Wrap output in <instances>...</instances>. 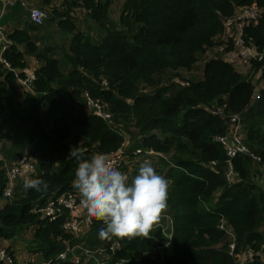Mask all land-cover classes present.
<instances>
[{
  "label": "trees",
  "instance_id": "obj_1",
  "mask_svg": "<svg viewBox=\"0 0 264 264\" xmlns=\"http://www.w3.org/2000/svg\"><path fill=\"white\" fill-rule=\"evenodd\" d=\"M114 1L64 0L46 24L8 33L13 44L4 56L12 67H26L27 55L38 65L34 92L23 93L14 72L0 64L8 87L0 98V243L25 240L39 257L56 256L74 239L63 228L65 215L51 221L35 210L74 188L71 150L90 159L126 142L130 151L158 153L136 156L143 157L139 166L151 159L171 182L166 208L173 232L160 220L149 238L121 240L122 249L103 264H264V71L256 76L264 60H250L256 72L245 76L238 65L209 56L224 21L252 4L261 14L244 32L264 53V0H121L118 21L111 17ZM78 8L85 18L74 15ZM234 115L248 152L231 158L219 138ZM27 150L37 160L31 178L48 188L26 190L19 177L6 197L5 165ZM101 224L95 220L90 234L73 242L99 246Z\"/></svg>",
  "mask_w": 264,
  "mask_h": 264
},
{
  "label": "built area",
  "instance_id": "obj_2",
  "mask_svg": "<svg viewBox=\"0 0 264 264\" xmlns=\"http://www.w3.org/2000/svg\"><path fill=\"white\" fill-rule=\"evenodd\" d=\"M0 1L3 2L4 6L13 5L17 1L20 2L25 9H28L30 22L34 26L44 25L49 16L43 8L30 5L29 0ZM260 14L261 9L255 4L236 9L235 13L224 21V31L214 53L233 65L244 62L247 66H250V60L261 63L264 60V53L256 50L248 39H246L244 32V27L246 25L255 24ZM226 28L230 29L232 32L229 39H227L225 35ZM12 44L13 42L8 38V33L0 26V64L4 69L14 72L19 91L23 93L34 92V82L36 79L35 68L26 66L19 71L18 69H14L4 56L6 50ZM257 52L258 56L255 55ZM263 71L264 64L260 71L257 72L259 77H262ZM258 93L259 90L256 89L255 95H258ZM91 106L98 107L97 114L101 115L103 113L95 102ZM238 120L239 117L234 115L231 118L232 123L229 126L227 135L219 138V140L226 145L228 155L231 158L238 153L248 152L247 147L242 143L241 128L238 124ZM142 154L152 157L158 155V153H155V151L151 149L143 150L138 148L130 151L126 142H123L115 152L102 153L107 160L113 163V166L117 170L129 177V182L138 175L133 172L135 169H138V164H140L142 160H139L136 155ZM36 164L37 160L29 153V150H27L18 161L5 165L9 176V185L5 190L6 197L12 196L13 187L17 178H31L35 174ZM228 167L229 172L227 173V177L230 180L234 178V173L231 169V164H229ZM262 176L264 178V169ZM80 200L81 197L79 192L73 188L72 190L64 191L56 196H51L42 207H38V209L35 210L37 213H40L44 219L51 221L60 218L63 214L65 215L63 228L65 233L69 234L74 239L65 240V247L59 251L56 256L44 259L34 252L33 254L29 252V258L24 257L23 253L17 250V247L13 245L11 241L6 240L0 243V264H90L92 261H95L97 264H103L106 261H110V254H114L116 251L122 249L120 239L115 237L111 240L99 239L101 244L96 247L93 246V243H90L89 246H85L86 240L80 243L73 242L74 240L88 236L93 230L95 223L94 218L90 219L87 210L81 206ZM64 210H66V212H64ZM101 225L105 227L103 222ZM163 229L167 231L165 228ZM167 233L169 234V231ZM169 236H171V233ZM235 248V243L232 242L230 244L231 254H234ZM249 255L250 253L247 252V256ZM115 264H129V261L127 259H118Z\"/></svg>",
  "mask_w": 264,
  "mask_h": 264
},
{
  "label": "clouds",
  "instance_id": "obj_3",
  "mask_svg": "<svg viewBox=\"0 0 264 264\" xmlns=\"http://www.w3.org/2000/svg\"><path fill=\"white\" fill-rule=\"evenodd\" d=\"M76 161L72 186L79 192L81 206L89 218L103 222L99 238L132 240L149 238L167 207L168 182L157 174L150 161L139 167L138 175L129 177L117 170L102 154L84 159L78 148L70 156ZM24 188L44 192L48 183L25 177Z\"/></svg>",
  "mask_w": 264,
  "mask_h": 264
},
{
  "label": "crops",
  "instance_id": "obj_4",
  "mask_svg": "<svg viewBox=\"0 0 264 264\" xmlns=\"http://www.w3.org/2000/svg\"><path fill=\"white\" fill-rule=\"evenodd\" d=\"M29 3L30 5H36L41 8H44V10L48 11V13H49V10L51 11L54 7L60 8L64 6V0H29ZM49 16H50V13H49ZM47 20L45 23H47ZM30 24L31 22H30L29 15H28V9H25L21 5L20 2L17 1L13 5L4 6L3 2L0 1V26L3 27L7 33H10L11 31L17 28L23 29ZM19 48L24 49L22 46H20ZM26 63H27V67H34L36 71L38 61L36 60L35 57L27 55ZM18 70L21 71L22 69H18ZM3 77L4 76L0 78V98L1 99L4 93L8 91L7 85L3 83L4 82ZM167 182H168V188H170L171 183L169 180ZM171 217L172 216H171V213L169 212V209L166 208L161 217V221L164 224V228L165 226L167 227L168 225H171L173 227ZM165 229L168 230L167 228ZM4 241H1V243ZM14 245L17 247V250L23 253L24 257L29 258V252L30 254H33L31 249H28L27 247L28 244L25 245L27 250H24L25 247L24 245H22V243H18Z\"/></svg>",
  "mask_w": 264,
  "mask_h": 264
},
{
  "label": "rangeland",
  "instance_id": "obj_5",
  "mask_svg": "<svg viewBox=\"0 0 264 264\" xmlns=\"http://www.w3.org/2000/svg\"><path fill=\"white\" fill-rule=\"evenodd\" d=\"M120 4H121V0H117V1H114L113 2V5H111V10H110V12H111V17L115 20V21H118V15H119V12H120ZM60 8H63V7H60ZM44 9V8H43ZM46 11V10H45ZM47 13H48V11H46ZM49 13H50V10H49ZM49 13H48V15H49ZM74 15L75 16H78V17H80L81 19H83V18H85V16H86V12H84V11H82L81 9H77L76 11H75V13H74ZM54 22V21H53ZM46 24V23H45ZM231 30L230 29H227L226 28V33H225V35H226V37H227V39H229L230 38V35H231ZM217 39L219 40V39H221V36L220 37H217ZM214 51H216V47L212 50V51H210V53H209V56H212V53H214ZM256 56H258V52L255 54ZM203 58H205V57H202L201 58V60H200V62H199V64H197L198 66H200L201 68H203V65H204V62L202 61V59ZM207 58V57H206ZM236 58V57H235ZM258 59H259V57H258ZM198 71H200V70H198ZM238 71L241 73V74H243V75H248L249 73H252V74H254L256 71L253 69L252 70V68H249L248 66H247V64L246 63H244V62H240L239 64H238ZM192 73V75H190V77L192 78V77H198V75H199V73L198 72H196V71H192L191 72ZM257 76V78L259 77V74H257L256 75ZM185 84H187V83H185ZM85 96V98H87V101H88V105H93L94 104V101L92 100V99H90V97H89V95H84ZM126 137H128V136H126ZM140 160H143V157L140 159ZM145 160H147V161H150L151 162V159H145ZM144 160V161H145ZM144 163V162H143ZM142 163V164H143ZM152 163V162H151ZM139 165V164H138ZM141 166V165H140ZM139 166V167H140ZM139 167H138V169H135V171L133 172L134 174H138V170H139ZM158 173V172H157ZM160 175L161 176H164L162 173H160ZM171 183V182H170ZM168 191H169V188H168ZM165 228H167L168 230L166 231V232H168L169 231V234L170 233H172L173 232V227L171 226V225H168L167 227L165 226ZM22 236H25V238H27V239H30V238H33L32 237V234H30V233H24V235H22ZM231 238H232V236L231 235H229ZM26 239V240H27ZM23 240V239H22ZM20 243H22V245H24V247H25V245L27 244V242L25 241V240H23L22 242H20ZM28 249H31V248H28ZM24 250H27L26 249V247H25V249ZM37 254V253H36Z\"/></svg>",
  "mask_w": 264,
  "mask_h": 264
}]
</instances>
